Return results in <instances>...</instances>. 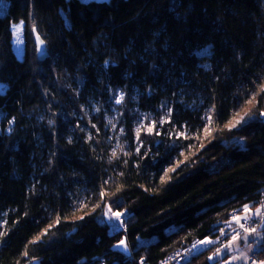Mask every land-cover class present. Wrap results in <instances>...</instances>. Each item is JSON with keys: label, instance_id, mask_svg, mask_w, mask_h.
I'll return each instance as SVG.
<instances>
[{"label": "trees", "instance_id": "1", "mask_svg": "<svg viewBox=\"0 0 264 264\" xmlns=\"http://www.w3.org/2000/svg\"><path fill=\"white\" fill-rule=\"evenodd\" d=\"M0 1V264H157L264 202V0Z\"/></svg>", "mask_w": 264, "mask_h": 264}, {"label": "rangeland", "instance_id": "2", "mask_svg": "<svg viewBox=\"0 0 264 264\" xmlns=\"http://www.w3.org/2000/svg\"><path fill=\"white\" fill-rule=\"evenodd\" d=\"M83 2H89V1H96V2H101V1H106V0H81ZM3 1H0V14L3 12ZM113 15V19L116 22L122 21L125 18H127L130 13L126 11L125 9H117L113 10L111 8L108 9ZM88 22L90 25L94 28L95 25H98L100 21L98 22H92L90 20V17L88 16ZM11 31H12V37H13V49L16 54V56L21 59L24 51V35H23V24L18 23V24H13L11 26ZM2 132V130L0 129ZM245 216V215H243ZM242 214L235 215L232 217V219L229 221L227 227H228V233L226 237H229L227 241H219V240H213V239H205L206 240H211L214 243L211 244H201L202 246H212L215 244H219V247L216 248L215 252L211 254L212 257H214L210 262L216 263V264H226V262L230 261L231 264H246L249 255L253 251H258L262 248V243H263V235L261 232L264 230V225L258 229L254 235L248 233H241L239 230H237V225L239 224L241 218L243 217ZM239 218L238 222L237 219ZM121 221L123 220V217L120 216L119 219H116V217L113 215V212L106 210L104 212V222L107 223L108 227L112 232H119L123 231V226L124 222L121 224ZM236 236L238 239L235 240V242L232 244V247L226 248V245H229L230 242L233 241V237ZM121 250L124 253H127V250L124 247H121ZM199 249L200 247H196ZM220 250V255L216 256L215 253L217 250ZM233 257H241L238 259H233ZM243 257H247V259H244Z\"/></svg>", "mask_w": 264, "mask_h": 264}, {"label": "built area", "instance_id": "3", "mask_svg": "<svg viewBox=\"0 0 264 264\" xmlns=\"http://www.w3.org/2000/svg\"><path fill=\"white\" fill-rule=\"evenodd\" d=\"M257 208L260 209L262 215L252 214L250 219H244V217L248 215L246 214L244 217L241 218L239 224L237 225V230H239L241 233L253 234L251 232V229L254 228L257 231L264 225V202H260ZM245 229H247L248 231H245ZM227 233V231L224 232V234L222 235L223 238H226ZM197 242L199 243V241ZM193 250L194 245L191 243L190 246L186 249H180L176 252L169 254L167 256V259L171 264H183L193 256ZM253 260L257 262L260 261L257 253L254 251L249 255L246 264H252Z\"/></svg>", "mask_w": 264, "mask_h": 264}, {"label": "snow or ice", "instance_id": "4", "mask_svg": "<svg viewBox=\"0 0 264 264\" xmlns=\"http://www.w3.org/2000/svg\"><path fill=\"white\" fill-rule=\"evenodd\" d=\"M122 99H123V97H122V95H121V96L116 100V103H118V104L121 103ZM261 115L264 116V112H262ZM239 122H240V121H237V123H239ZM234 126H235V125H233V127H234ZM245 211L248 212V215L245 216L244 219H250L252 213L249 211V209L247 208V206H245ZM256 214H257V215H262L261 212H260V209H257V210H256ZM113 215L116 217V219H119V217H120L122 214L119 213V212H116V213H113ZM236 219H237V222H238L239 218H236ZM245 231H248V230L245 229ZM255 231H256V229H254V228L251 229V232H252V233H254ZM221 234L223 235L224 233H221ZM236 239H238V237L234 236V237H233V241L230 242L229 245H226L225 247L230 249V248L232 247V244L235 242ZM200 243H201V244H211V243H214V242L211 241V240H206V241H201ZM119 246L124 247V248L126 249V245L124 244V241H121ZM194 247H195V246H194ZM220 254H221V253H220V250L218 249L217 252L215 253V255H216V256H219ZM213 258H214V257L210 256V257H209V260H212ZM238 258H241V257H233V259H238ZM243 258H244V259H247V257H243ZM226 264H231V262L228 261V262H226ZM252 264H264V261H259V262H257V261H255V260H253V261H252Z\"/></svg>", "mask_w": 264, "mask_h": 264}, {"label": "water", "instance_id": "5", "mask_svg": "<svg viewBox=\"0 0 264 264\" xmlns=\"http://www.w3.org/2000/svg\"><path fill=\"white\" fill-rule=\"evenodd\" d=\"M33 41L36 49V56L39 60H44L47 57V52L44 43L39 38L37 33L33 31Z\"/></svg>", "mask_w": 264, "mask_h": 264}, {"label": "bare ground", "instance_id": "6", "mask_svg": "<svg viewBox=\"0 0 264 264\" xmlns=\"http://www.w3.org/2000/svg\"><path fill=\"white\" fill-rule=\"evenodd\" d=\"M91 20V19H90ZM92 21V20H91ZM92 22H98V21H92ZM90 24V23H89ZM91 26V25H90ZM96 26V25H95ZM92 27V26H91ZM93 28V27H92ZM124 221H121V224L123 223ZM109 232H112L111 230H109ZM115 232V231H114ZM262 235H263V243H262V245H263V248H264V233H261ZM252 235H254V233L252 234ZM195 247H194V250L196 249V247H202L201 246V243H198L197 242V240H195V241H192L191 242ZM193 250V254L195 253V251ZM254 252H256L257 253V251H254ZM252 253V252H251ZM250 253V254H251ZM259 258V257H258ZM260 260V259H259ZM157 264H171L169 261H168V259H167V257H164L162 260H160Z\"/></svg>", "mask_w": 264, "mask_h": 264}, {"label": "crops", "instance_id": "7", "mask_svg": "<svg viewBox=\"0 0 264 264\" xmlns=\"http://www.w3.org/2000/svg\"><path fill=\"white\" fill-rule=\"evenodd\" d=\"M258 208H256V209H253V210H250V212L252 213V214H256V210H257ZM246 214H248V212H246L245 214H242V216L243 215H246ZM244 217V216H243Z\"/></svg>", "mask_w": 264, "mask_h": 264}]
</instances>
